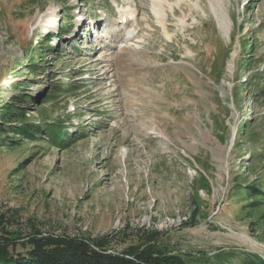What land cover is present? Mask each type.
Here are the masks:
<instances>
[{
    "label": "rangeland",
    "instance_id": "1",
    "mask_svg": "<svg viewBox=\"0 0 264 264\" xmlns=\"http://www.w3.org/2000/svg\"><path fill=\"white\" fill-rule=\"evenodd\" d=\"M155 1L0 0V237L264 259V0Z\"/></svg>",
    "mask_w": 264,
    "mask_h": 264
},
{
    "label": "trees",
    "instance_id": "2",
    "mask_svg": "<svg viewBox=\"0 0 264 264\" xmlns=\"http://www.w3.org/2000/svg\"><path fill=\"white\" fill-rule=\"evenodd\" d=\"M247 45H249L248 50L244 53L248 54L242 60L244 68L249 67L253 59L249 56L253 43H245L244 49ZM30 60L29 68L32 72H38L35 61ZM249 80L253 84L255 77H249ZM55 90H58V87ZM43 102L46 103L47 100L44 99ZM12 112L13 110L8 108L5 114L9 115ZM18 116H20L18 122L13 123L14 127H11L13 129L9 130V133L29 138L46 133L48 138L60 145L69 134L65 128L56 127L55 123L46 126L45 129L40 127L39 123L32 125L26 121L25 110L19 111ZM249 187L253 188L250 185ZM260 193L264 195V191ZM3 233L4 235L0 237V264H221L223 261L218 254L212 258L207 254L186 257L184 254L165 251L156 242L130 246L123 252H111L104 237L90 239L52 233L43 234L36 231L24 237L22 241H17L12 237V232L5 228ZM251 255L253 258L251 257V260L245 264H264L262 257L257 254Z\"/></svg>",
    "mask_w": 264,
    "mask_h": 264
},
{
    "label": "bare ground",
    "instance_id": "3",
    "mask_svg": "<svg viewBox=\"0 0 264 264\" xmlns=\"http://www.w3.org/2000/svg\"><path fill=\"white\" fill-rule=\"evenodd\" d=\"M154 4L156 5V8H157L156 10H158L157 12L159 14V12L161 11V10H159V9H161V3L159 0H157L154 2ZM117 63H119L121 65L124 64L125 65L124 67H126V69L131 68L129 66H131L130 64H132V63H129V60L127 59V55L125 56V55H121V54L117 57Z\"/></svg>",
    "mask_w": 264,
    "mask_h": 264
}]
</instances>
